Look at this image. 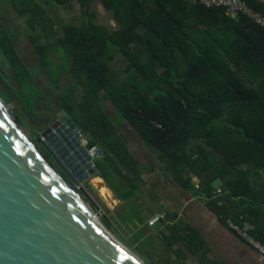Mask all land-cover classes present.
<instances>
[{"label": "trees", "instance_id": "1", "mask_svg": "<svg viewBox=\"0 0 264 264\" xmlns=\"http://www.w3.org/2000/svg\"><path fill=\"white\" fill-rule=\"evenodd\" d=\"M7 1L27 18L31 44L51 82L71 67L75 85L65 89L62 108L83 130L89 147L104 150L96 160V176L120 200L129 197L130 184L141 183L142 171L119 124L107 114L108 101L181 188L193 191V176H199L207 206L222 220H252L264 245L263 28L247 16L232 18L224 8L197 0H100L120 24L111 32L97 22L95 0H77L81 25L65 24L58 33L45 4L64 6L72 0ZM245 1L264 14V0ZM115 51L124 58L120 74L112 66ZM0 53L15 78L12 92L0 80V96L12 103L14 93L31 116L40 91L12 28L1 20ZM0 70L6 82L9 74ZM17 118L31 128L18 110ZM216 181L225 194L213 198ZM102 222L110 226L111 219L105 214ZM175 233L167 240L169 248L180 241Z\"/></svg>", "mask_w": 264, "mask_h": 264}, {"label": "water", "instance_id": "2", "mask_svg": "<svg viewBox=\"0 0 264 264\" xmlns=\"http://www.w3.org/2000/svg\"><path fill=\"white\" fill-rule=\"evenodd\" d=\"M12 109L34 127L14 93L12 103L0 96V264H144L93 222L98 217L84 187L104 150L90 155L82 145L85 133L71 119L44 132L36 143L67 180Z\"/></svg>", "mask_w": 264, "mask_h": 264}, {"label": "crops", "instance_id": "3", "mask_svg": "<svg viewBox=\"0 0 264 264\" xmlns=\"http://www.w3.org/2000/svg\"><path fill=\"white\" fill-rule=\"evenodd\" d=\"M126 125L129 132L121 136L140 164L141 183L130 184L126 188L129 197L124 200L108 185L103 187L108 195L112 193L115 197L113 209L117 210V219L139 239L138 244L144 245L143 251L154 256L156 264H264V257L207 206L199 191L201 178L193 176V191L181 188L143 140ZM94 178L100 184H107L98 176ZM218 189L223 191L222 186L215 188ZM156 215H163L164 219L159 225L149 227L148 222ZM172 230L180 241L169 248L167 240L172 237ZM191 245L196 246L195 252Z\"/></svg>", "mask_w": 264, "mask_h": 264}, {"label": "rangeland", "instance_id": "4", "mask_svg": "<svg viewBox=\"0 0 264 264\" xmlns=\"http://www.w3.org/2000/svg\"><path fill=\"white\" fill-rule=\"evenodd\" d=\"M45 7L47 8L50 16L55 20L56 29L58 31L61 30V26L64 23H81L80 15L82 12V7L77 0H72L64 6L52 3L50 5L45 4ZM93 8L98 13V23L107 25L112 32L120 28V24L114 14V11L107 9L104 4L100 2V0L94 1ZM0 20L6 27L12 28L16 46L27 65L30 68H32L33 65L37 66V73L40 76L39 78L46 79L47 77L44 71L41 69L39 59L37 58L38 56L36 55L29 38V33L31 31L28 26L27 18L22 17L16 7L10 5L7 0H0ZM115 53L116 58L113 61L112 66L113 69L120 74L125 68V63L123 62L124 58L120 52L115 51ZM0 66L4 68V70L9 74V78L6 79V82L8 83V85H11V82L15 81L14 70L7 61V58L2 53H0ZM1 73L2 72L0 70V75ZM105 107L109 117L112 118L116 124H119V133L126 136L130 128L126 125L123 118L118 114L117 109L109 101L105 102ZM12 112L17 118V109H12ZM23 128L33 142H36V138L40 137L37 136V132H33L28 126L23 125ZM95 176L96 175L92 176L87 181V185L84 187V189L89 199H87V202L92 206L91 208L94 214L98 217L97 219L103 224L102 216L105 214L108 215V217L111 219L110 226H106L105 224L103 225L115 237V239H117L121 244L128 248L129 251L144 264H156L155 257L147 254L144 251L142 253L140 250L144 245H142L141 242L140 244H137L131 230L127 228V226L124 225L119 219H117V215H115L117 210L115 212L113 209V199H115V197L112 193L111 195H108L107 189L103 187H106L107 184H100V182L94 178ZM221 185L222 183L220 181H216L214 183L215 188ZM83 197L85 196L83 195ZM93 204L95 208L93 207Z\"/></svg>", "mask_w": 264, "mask_h": 264}, {"label": "flooded vegetation", "instance_id": "5", "mask_svg": "<svg viewBox=\"0 0 264 264\" xmlns=\"http://www.w3.org/2000/svg\"><path fill=\"white\" fill-rule=\"evenodd\" d=\"M65 24H73L76 26L81 25V23L80 24H74L72 22H69V23L62 24V26ZM62 26H61V29H62ZM61 32H62L61 30L58 31V33H61ZM37 58L39 59V57H37ZM39 63H40V60H39ZM40 65H41V63H40ZM30 69H31V72L33 73V77H34L36 84H37V87L40 91V97L37 98L33 102L34 110L31 112V117H32L31 123L33 124L34 127H31V128H33L38 133L37 136L41 137V135L44 132L48 131L50 133L54 126L61 127L62 125L66 124L67 121L70 119L69 116L67 115V113L65 112V110L62 108L61 97L65 93V89L70 88V87L75 85L74 84L75 79H74V75L71 74V67H68L65 72L61 73L58 81L55 83L51 82L49 73L46 72L42 68V66H41V69L44 71V73L47 77L46 79L45 78L44 79L39 78L40 76L37 73V71H38L37 66L33 65L32 68H30ZM71 78H72V80H71ZM39 138H36V141ZM36 144L40 145L49 154L46 147H44L42 144H38V143H36ZM53 162L56 163L54 159H53ZM56 165H57V163H56ZM59 169H57V170L59 171Z\"/></svg>", "mask_w": 264, "mask_h": 264}, {"label": "built area", "instance_id": "6", "mask_svg": "<svg viewBox=\"0 0 264 264\" xmlns=\"http://www.w3.org/2000/svg\"><path fill=\"white\" fill-rule=\"evenodd\" d=\"M205 7H222L225 9V14L229 17L235 18L240 15L247 16L255 24L264 29V14L255 10L245 0H197ZM82 145L88 150L90 155L99 149L98 147H89V141L87 137H83ZM223 191L218 189L214 192L213 198L222 196ZM164 219L163 215H156L149 222V227H155L159 225ZM225 223L227 227L232 230L239 238L245 241L249 246L256 250L261 256L264 257V245L255 237L256 224L245 217H240L239 221L233 218H226Z\"/></svg>", "mask_w": 264, "mask_h": 264}, {"label": "bare ground", "instance_id": "7", "mask_svg": "<svg viewBox=\"0 0 264 264\" xmlns=\"http://www.w3.org/2000/svg\"><path fill=\"white\" fill-rule=\"evenodd\" d=\"M93 222L95 224H97L98 226H100L103 230H105L106 232H108L111 236H113L105 227L104 225L97 219V218H94L93 219ZM114 237V236H113ZM115 238V237H114ZM117 240V239H116ZM118 241V240H117Z\"/></svg>", "mask_w": 264, "mask_h": 264}]
</instances>
